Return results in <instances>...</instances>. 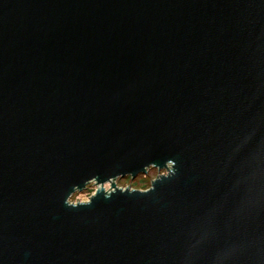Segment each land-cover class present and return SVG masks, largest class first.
<instances>
[{
  "label": "water",
  "instance_id": "water-1",
  "mask_svg": "<svg viewBox=\"0 0 264 264\" xmlns=\"http://www.w3.org/2000/svg\"><path fill=\"white\" fill-rule=\"evenodd\" d=\"M0 264H264V0H0Z\"/></svg>",
  "mask_w": 264,
  "mask_h": 264
}]
</instances>
